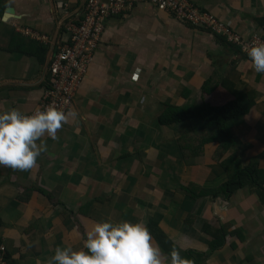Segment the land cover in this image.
Here are the masks:
<instances>
[{"label": "crops", "instance_id": "1", "mask_svg": "<svg viewBox=\"0 0 264 264\" xmlns=\"http://www.w3.org/2000/svg\"><path fill=\"white\" fill-rule=\"evenodd\" d=\"M84 1L70 0L66 9L65 0H0V111L40 106L55 50L17 28L58 44L68 39L65 22ZM194 2L242 37H264V0ZM230 101L245 112L228 123L234 142L224 155L242 167L260 157L264 170V74L225 38L153 4L110 18L70 108L76 118L62 124L55 140L40 138L46 150L32 169L0 166V244L11 264H47L57 246L82 249L92 224L104 221L85 208H97L99 196L114 200L113 222H141L150 230L159 216L156 228L164 235L152 242L165 254L167 247L181 256L201 253L193 256L198 264H264V195L246 186L230 198L191 199L183 187L213 189L225 181L213 160L219 144L193 135L199 156L175 157L166 142L190 126L159 123L166 105Z\"/></svg>", "mask_w": 264, "mask_h": 264}, {"label": "clouds", "instance_id": "2", "mask_svg": "<svg viewBox=\"0 0 264 264\" xmlns=\"http://www.w3.org/2000/svg\"><path fill=\"white\" fill-rule=\"evenodd\" d=\"M246 55L253 71L264 74V43L247 48ZM76 116L74 109L65 112L52 105L31 114L17 108L0 111V166L19 171L32 169L46 150L40 138L46 134L55 140L62 124ZM165 259L168 264H191L176 249L163 253L153 244L145 224L104 220L92 224L82 249L57 246L47 264H164Z\"/></svg>", "mask_w": 264, "mask_h": 264}, {"label": "built area", "instance_id": "3", "mask_svg": "<svg viewBox=\"0 0 264 264\" xmlns=\"http://www.w3.org/2000/svg\"><path fill=\"white\" fill-rule=\"evenodd\" d=\"M141 2L153 4L160 11L174 15L180 21L207 29L212 34L225 38L247 59V48L264 43V37L260 34L244 38L232 31L229 24L219 20L212 13L199 9L193 3L194 0H88L84 11L80 12V17L74 18L66 25L69 34L67 42L62 45L57 54L56 49L53 53L54 57L52 55L54 64L48 69V85L38 107L40 110L52 105L54 107L64 106L63 111H65L71 106L74 92L86 74L94 51L101 41L104 21L111 15L129 12L135 3ZM21 32L30 39L43 43L50 42L46 34L27 28H22ZM0 261L7 263L2 253H0Z\"/></svg>", "mask_w": 264, "mask_h": 264}, {"label": "trees", "instance_id": "4", "mask_svg": "<svg viewBox=\"0 0 264 264\" xmlns=\"http://www.w3.org/2000/svg\"><path fill=\"white\" fill-rule=\"evenodd\" d=\"M68 22V21H67ZM46 50V49H45ZM245 112L242 105L237 101H230L221 106L198 105L190 107H175L166 105L165 112L159 119L161 125H170L176 123H187L192 129L190 135H185L177 140V148L181 159L199 156L202 149L196 148L189 151L185 146V139L190 140L193 135L203 134L200 143L216 142L219 144V154L213 160L220 161V166L223 167L225 173V181L215 188H202L196 184H189L183 187L187 196L191 199H196L200 196H223L230 198L236 191L246 186H250L256 190L261 197L264 195V170L258 166L260 157L250 159L245 167H242L239 162L232 159L233 156L226 157L227 148L231 147L229 142H234L229 128V121L241 116ZM193 134V135H192ZM191 147V146H190ZM176 148V149H177ZM192 148V147H191ZM218 158V159H217ZM228 162L232 164L226 165ZM158 218L155 217L150 222L151 229L149 230L152 238H159L164 235L156 226ZM156 232H155V231ZM225 237V234H224ZM159 243V242H158ZM164 245V243H159ZM170 250L166 247V252ZM200 256L201 253L196 254L194 251H188L182 257L191 261V264H198L195 262L193 256Z\"/></svg>", "mask_w": 264, "mask_h": 264}, {"label": "rangeland", "instance_id": "5", "mask_svg": "<svg viewBox=\"0 0 264 264\" xmlns=\"http://www.w3.org/2000/svg\"><path fill=\"white\" fill-rule=\"evenodd\" d=\"M88 2V0H85L83 3H82V5H81V7H80V9L78 10V14L74 17V18H76V17H80V12L82 13L83 11H84V8H85V5H86V3ZM142 3H146V2H141V3H135L134 5H133V7L134 6H136V5H140V4H142ZM195 5H196V3L195 2H193ZM64 5H65V7H66V9H68L70 6H71V2H70V0H65V2H64ZM197 7H198V5H196ZM132 7V8H133ZM199 9H200V7H198ZM132 10V9H131ZM130 10V11H131ZM202 10V9H201ZM129 11V12H130ZM203 11H205V10H203ZM129 12H127V13H129ZM127 13H125V14H115V15H111V16H109L105 21H104V25H103V32H102V34H101V36L103 35V33H104V30H105V26H106V23H107V21L110 19V18H112V17H115V16H123V15H126ZM211 13V12H210ZM74 18H71L70 20H68V22L69 21H71V20H74ZM176 19H178V18H176ZM67 21L65 22V28H66V25H67V23H68ZM182 22H185V21H182ZM185 23H187V22H185ZM187 24H189V23H187ZM190 25V24H189ZM195 27V26H194ZM198 28V27H197ZM21 29L22 28H17V33H19V34H21V35H23L24 36V34L21 32ZM34 31V30H33ZM210 33V32H209ZM212 34V33H211ZM49 37V36H48ZM68 37H69V34H68ZM50 38V37H49ZM50 40V39H49ZM67 42V39L66 40H64V41H61L60 43H58V44H54L52 41H50V47L49 48H52V49H55V50H52V52H51V57H52V55H53V53L54 52H56V49H57V52H56V54L60 51V48L62 47V45H64L65 43ZM41 43H43V42H41ZM99 45H100V43H98V46H97V48L99 47ZM97 48L95 49V51L97 50ZM95 51H94V53H95ZM55 54V55H56ZM94 56V55H93ZM53 57H54V55H53ZM53 57L50 59V63H49V66H50V68H51V66H53V64H54V60H52L53 59ZM91 64H92V61H91V63H90V65L88 66V69H87V72H86V74L82 77V79L80 80V82H79V84H78V87L76 88V90H75V92H74V95H73V97H72V103H71V106L70 107H68L66 110H65V112H67V110L68 109H70L71 107H72V105H73V100H74V97H75V95L77 94V92H78V90H79V88L81 87V85H82V83H83V81H84V79H85V77H86V75H87V73H88V71H89V68H90V66H91ZM48 69H49V67H48ZM51 78V77H50ZM48 79H49V71H48ZM50 82H51V80H50ZM47 85H48V80H47V83H46V86H45V89H46V87H47ZM45 89H44V91H45ZM40 101H41V99H40ZM57 108H59V109H64V106L63 107H61V106H57ZM33 112V111H32ZM32 112H30V113H25V114H31ZM164 113V112H163ZM161 117V116H160ZM182 125H186L187 123H185V122H183V123H181ZM181 125V128L183 127ZM180 129V128H179ZM187 131H188V133L186 132L185 134L186 135H190L191 133H192V129L191 128H187ZM185 134L184 133H180L179 135H176V137L174 136V137H171V139H172V141H167L166 142V144H168V147H169V150H171L172 151V153H173V155L176 157V155H178V157L180 158V154H179V151H178V148H177V140H178V138H182L183 136H185ZM193 135V134H192ZM195 135V134H194ZM178 136V137H177ZM193 137H195V139H196V136H193ZM163 138H165V139H167L168 137H163ZM162 138V140H164L165 141V139H163ZM194 139V140H195ZM169 140V139H168ZM185 141H186V143H185V146L184 147H187V149L189 150V151H191L190 149H193L194 148V141H193V138L192 137H190V140H186L185 139ZM192 148H191V147ZM170 147H171V149H170ZM177 148V149H176ZM198 149H200V148H198ZM171 155V154H170ZM172 156V155H171ZM203 157H206V158H208L209 160H211L212 159V155L211 156H203ZM171 164H173V163H171ZM148 169L146 168V170H145V168H144V171H147ZM153 172L154 173H157V172H155V171H153V170H150V173H152L153 174ZM136 174H139V173H136ZM159 176V175H158ZM94 200V199H93ZM92 200V201H93ZM97 202H95V203H98L97 205H98V207L97 208H94V209H92V208H88V206H86L85 208L89 211V213L90 212H92L95 216H97V217H100V220H111V218L112 217H115V215H118L119 216V213H117L113 208H112V205L114 206L115 205V203H114V200H112V202H111V200H110V198L109 197H97ZM133 205V204H132ZM158 208L156 207V209L155 210H157ZM97 210H99L98 211V213H97ZM141 215H142V213H141ZM117 217V216H116ZM119 219H121V217H119ZM195 224H196V221H195ZM197 225V224H196ZM2 248V249H1ZM0 249H1V252L0 253H2V257H3V259L8 263V264H11V261H10V259H9V256H8V251H7V248H6V246L4 245V244H0ZM7 263H1V261H0V264H7Z\"/></svg>", "mask_w": 264, "mask_h": 264}, {"label": "bare ground", "instance_id": "6", "mask_svg": "<svg viewBox=\"0 0 264 264\" xmlns=\"http://www.w3.org/2000/svg\"><path fill=\"white\" fill-rule=\"evenodd\" d=\"M201 29H204V28H201ZM204 30L208 31L207 29H204ZM208 32H209V31H208Z\"/></svg>", "mask_w": 264, "mask_h": 264}]
</instances>
